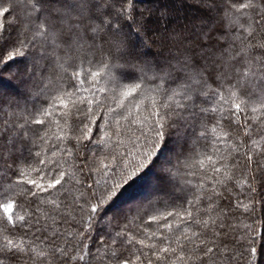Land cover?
<instances>
[{
  "label": "snow or ice",
  "instance_id": "obj_1",
  "mask_svg": "<svg viewBox=\"0 0 264 264\" xmlns=\"http://www.w3.org/2000/svg\"><path fill=\"white\" fill-rule=\"evenodd\" d=\"M191 2L198 17L184 0H0V79L20 89L0 88V264H257L264 237L243 221L264 212V0ZM169 136L185 159L166 188L109 216Z\"/></svg>",
  "mask_w": 264,
  "mask_h": 264
},
{
  "label": "trees",
  "instance_id": "obj_2",
  "mask_svg": "<svg viewBox=\"0 0 264 264\" xmlns=\"http://www.w3.org/2000/svg\"><path fill=\"white\" fill-rule=\"evenodd\" d=\"M146 2V6L145 8H158V7H162L161 9H163L164 7L167 6V4H169L171 2V0H135V3L137 5L138 9H141L143 6L141 4V2ZM181 9H179V11L181 12V14L184 17H198L200 15L201 10L199 9V7L192 3L191 0H184V3L182 4V6H180ZM183 10V8H185ZM144 9V7H143ZM85 72L87 73L88 69L91 68L92 71H96L98 70V63H94L92 65H89L88 63H85L83 65ZM113 71H116L115 69ZM11 69L9 70H5V72L3 73L4 77H8L10 75ZM135 82L133 78H129L127 80L124 81V83L129 84V83H133ZM105 85V80L101 79L99 81L98 84L96 85H92L91 83V77H86V82H85V88H98V87H102ZM215 87V85L213 86ZM0 88H3L5 91V94H13V95H19L20 93V89L16 88L14 83H11L8 79H0ZM79 88V82L77 80H73L70 82L69 86H68V91L72 92V91H76ZM12 89V90H11ZM83 95H88L87 92L82 93ZM95 97L97 100H103L104 96L103 94L99 93L98 91L95 93ZM242 99H249L246 96H241ZM139 99V98H138ZM255 102L256 104H259V99L256 96H253L252 98H250V103H249V112H250V107L252 106V102ZM35 103L37 106H39L40 104V100L36 99L35 96L33 97V100L30 102L31 103ZM214 100L209 101L208 106L211 107L214 104ZM49 103H51V101H49ZM58 103V102H57ZM45 107H47V104L44 105ZM114 107V105H112ZM61 109L57 108L55 109V111L58 113ZM133 111H135V109L133 108ZM10 115V114H9ZM8 117L5 116V114L3 112H0V122H3V120L7 119ZM241 121L244 120V116L241 115L240 116ZM215 123V121H213L212 123L209 124V128H211L213 126V124ZM230 121H224V125H225V131H233L234 133L236 131H242V129H236V126L234 124H231ZM132 132L135 133V135H139L138 132H136V129L138 128V125H132ZM69 135H73V133H69ZM126 141H128L130 139V137L128 135H125L123 137ZM135 137L132 136L131 140L134 141ZM203 144H206L207 147L206 149H200L199 151H203L205 155L207 156H211L212 157V161H216L218 159V157L214 154V150L212 145L213 144H217V148L215 149V151H222L224 149V145L223 143H219L217 142L215 139H213L211 137V134H209V139L206 141H202ZM229 143H232V141H229ZM131 145L129 144V147ZM180 147L179 145L176 143L174 137L169 136L166 140V144L164 147V150L159 158V160L157 161L156 165L150 169L147 174L136 184L133 185L130 188H127L125 190L124 193H122L119 197H117V199L115 200V202L111 205H109L106 209L105 212L109 215L112 216L114 213H117V218L118 220L124 215L126 214L128 211L130 210H135L139 205H146L147 202L149 200H154L155 197L160 194V192L162 190H164L167 186L166 184V180L164 177V174L162 172V168L165 166H169L168 165V161L171 160V164L172 165H177L179 166L180 164H182V162L185 159V156L180 155ZM177 157H179V161L177 159ZM197 159H204V156H198L196 157ZM205 169H208V175L211 176V170H210V162L208 160L205 159ZM217 167H219L220 165L217 164ZM175 168H173V171L175 172ZM183 171V169H182ZM201 171H204V169H201ZM36 179H39L38 177H34ZM190 179H192V184L193 186L200 181L199 177L196 178H192L189 177ZM159 180V182H158ZM180 181V177H175L174 178V182H179ZM161 185V189H153L151 188V185ZM210 186V185H209ZM246 187V186H245ZM244 188H241L239 185H236L235 188L233 189V192H237V191H244ZM218 191H222V189H218ZM152 192V193H150ZM137 193H141V194H145L146 198L144 199H137ZM147 194V195H146ZM225 195H227V193H225ZM136 198V199H134ZM233 202H235V195H233L232 197ZM241 200L243 201V203L247 204L248 201L245 200L243 197H241ZM160 208V211L162 212L164 209L162 206H158ZM171 210V209H168ZM257 211H258V215L255 217L254 221L244 218V223L245 224H251L255 229L256 232L259 236L264 237V212H261L259 209V205L257 206ZM17 214H22L20 212H17ZM147 219V217H145V220ZM3 221V213H0V222ZM258 247L261 250L262 255L257 257V264H264V241H259L258 243Z\"/></svg>",
  "mask_w": 264,
  "mask_h": 264
},
{
  "label": "rangeland",
  "instance_id": "obj_3",
  "mask_svg": "<svg viewBox=\"0 0 264 264\" xmlns=\"http://www.w3.org/2000/svg\"><path fill=\"white\" fill-rule=\"evenodd\" d=\"M141 4H142V6L145 8V6L147 5L146 4V2H141ZM168 5V4H167ZM143 7L141 8V9H143ZM159 9H161L162 7H158ZM179 9H181V7H179ZM184 9H186V7L185 8H183V10ZM12 90V89H11ZM158 182H159V180H158ZM151 188H153V189H158V188H162L161 187V185L160 184H158V185H151ZM150 193H152V192H150ZM147 195V194H146ZM136 198L139 200V199H144V198H146V196H145V194H141V193H137V196H136ZM136 198H134V199H136Z\"/></svg>",
  "mask_w": 264,
  "mask_h": 264
}]
</instances>
